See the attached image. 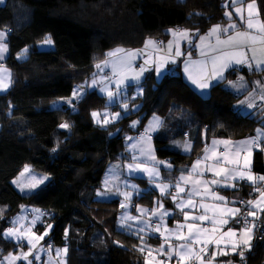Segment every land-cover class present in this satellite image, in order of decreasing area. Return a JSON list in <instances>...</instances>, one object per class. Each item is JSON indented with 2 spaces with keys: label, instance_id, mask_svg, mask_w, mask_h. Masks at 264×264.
<instances>
[{
  "label": "trees",
  "instance_id": "16d2710c",
  "mask_svg": "<svg viewBox=\"0 0 264 264\" xmlns=\"http://www.w3.org/2000/svg\"><path fill=\"white\" fill-rule=\"evenodd\" d=\"M223 2L4 0L0 4V29L11 30L6 37L8 56L0 64L12 79L9 90L0 95V260L17 250L3 237L4 228L20 206L28 205L47 214L45 222L53 227L44 243L67 247L66 264H143L140 239L117 229L119 201L96 199L105 168L122 159L131 121L142 125L152 115L161 118V129L153 137L156 157L175 169L188 166L199 154L201 135L205 140L241 139L253 135L257 122L236 114L239 97L224 89L223 82L213 85L210 98L202 101L178 74L157 81L145 76L139 83L142 94L134 101L137 110L123 112L106 127L93 123L90 115L104 108V98L95 90H87L75 103V111L50 104L69 98L74 86L88 79L96 63L114 48L138 49L151 38L165 41L168 29H189L199 36L223 23ZM255 2L264 18V0ZM46 33L54 41L52 49L37 50ZM25 48L26 57L17 60ZM234 75L228 71L225 79ZM64 122L70 128L58 127ZM185 134L194 135L187 155L176 143ZM26 165L50 179L34 193L21 195L11 181ZM253 170L264 175L260 154L254 156ZM244 260L264 264V236Z\"/></svg>",
  "mask_w": 264,
  "mask_h": 264
},
{
  "label": "snow or ice",
  "instance_id": "6c2138e0",
  "mask_svg": "<svg viewBox=\"0 0 264 264\" xmlns=\"http://www.w3.org/2000/svg\"><path fill=\"white\" fill-rule=\"evenodd\" d=\"M232 12L235 13L242 24L245 25L247 31H238L237 25L232 21V13L225 11V17H228L229 23L227 26L214 25L206 36L200 37V42L196 43L198 50H201V55H204V50L217 53L210 58L211 71L208 70L207 63L205 61H196L190 64L185 63L184 72L188 81L194 85L195 90H198L197 94L202 101H206L210 98V94L206 91L210 88V81L215 79H223V72L231 64H245L251 69L252 64L255 63L256 69L264 71V22L260 21L258 12L255 7V0H251L247 4V19L245 20L242 0H240V6H237L238 0H231ZM0 3H4V0H0ZM11 30H0V60L5 59V53L8 51V44L6 37ZM175 39L168 41V54L148 56L144 60V64L147 65L150 62H155V71L159 75L166 63H176L175 57L182 55L181 46L179 41L186 40L189 44L195 43L191 39L189 31L168 29ZM231 33V34H230ZM256 33V34H253ZM223 36V38H222ZM215 39V44L211 43V39ZM208 41V43H205ZM50 34H45L40 41V46L52 45ZM175 48L173 49V44ZM152 48L155 52H163L164 49L160 46V42L146 39L144 42V49L127 50L122 48H116L106 53V59L102 63L107 66L111 64L113 69V77L115 81L116 91L103 84V80L109 79L108 77L101 78L98 82L95 74L92 82L88 87H100V92L107 97V102L104 105L103 113L93 110L90 115L93 123L106 127L108 124L117 121L121 117L119 112H110L108 109L111 105L119 103L120 107L127 113L129 108V102L127 97L123 100L120 99L121 87L124 85L125 79L131 76V79L139 82L141 75L146 70L144 65H141L139 71L133 69V62L142 53H146L149 48ZM173 50L175 56H172ZM28 49H22L21 53H27ZM251 52L252 56L249 59L247 53ZM21 53L17 54V59L21 58ZM114 58V59H108ZM193 65L195 70H193ZM97 69H101V64H96ZM242 77H238L237 82L229 81V85L232 88L240 89L245 85L242 83ZM260 85V82H254ZM12 84L11 73L5 68L3 64H0V92L6 91ZM262 91L257 95L255 91L250 92L245 100L240 101L241 104H247L249 109L255 106L256 100L264 102V85H260ZM85 85H78L73 88L71 98H67L66 102L71 107L74 100H79L83 96V89ZM142 89L138 88V93L142 94ZM136 96L132 97L134 101ZM11 107V105H10ZM73 111L75 108L73 107ZM137 121L132 122L134 127ZM161 121L159 117L153 116L149 126L145 128L144 133L141 134L139 139L131 147L136 148L139 145V151L141 155L148 157V159L155 161V155L151 151L150 140L148 136L150 131H153L156 127H159ZM58 127L63 129L70 128L67 122L61 123ZM257 134L254 137L247 138L245 140L232 142L229 140H213L211 147L205 146L204 155L202 158H198L192 165L191 170L181 172V175L176 178V182L173 185L170 181L165 182L160 175V171L156 166L149 165L145 162H137V157L133 155L132 162L124 165L129 175L139 171L144 173L149 180L150 184H155L156 190L159 191L161 198L171 196L175 208L183 215V222L176 221V226L173 229H169L165 224V217L169 216L168 210L164 209L162 199L160 201H154L152 209H142L137 205V212L140 216H131L126 211L123 216L118 217V226L122 230H129L130 234L138 236L141 241V247L138 251L144 253L145 264H169L170 261L175 259V264H213V260L218 254L227 255L228 252L237 253L240 259H245V251L250 250L252 247L251 241L253 239V231L255 228L254 221L258 218V213H264V175L256 176L251 170V157L253 149H264V131L257 129ZM111 135V133H110ZM126 140H132L131 137H126ZM148 141V148L145 149L144 142ZM179 144V142H176ZM224 145L222 152L217 151L218 145ZM185 150H189L191 145L185 142L183 145ZM55 151V148L53 149ZM241 157L243 163H241ZM165 163V162H160ZM203 163L204 167L201 168ZM165 167H170L165 163ZM24 172H28L27 166H25ZM210 172L212 178L205 179L204 174ZM24 173H21L23 176ZM47 177H35L31 176L26 181L13 180L21 193H24L27 189L31 192L37 189L40 184L44 182ZM246 180L252 185L253 191L258 195L255 199H249L247 201L246 217H252L253 222L249 223L245 219L244 226L238 230L228 228L227 231H222L224 225L229 222V218H237L241 213V208L230 207L227 199L220 195L214 188V186L234 187L235 181ZM119 182L120 177L115 173L110 174V178L104 182V192H97V196H104L107 193L115 191V194L121 196L123 199L120 202L121 209H127L129 202L134 194L140 195L139 189L136 185L131 184L128 180L123 181V190L121 189ZM174 187L175 191L171 189ZM179 197V199H178ZM199 197V209L203 212L198 215L190 214L187 209L191 208L194 211L197 209V200ZM211 199L212 203L205 202L207 199ZM243 203V202H242ZM22 210L24 206H21ZM211 213V215H209ZM46 213L39 208L32 209V217L30 220L24 215H19L11 221V227L4 228L3 237L6 240L15 241L19 247V251L8 252L4 256L3 260H0V264H17L18 261H24L25 264H36L41 260L40 252L44 251L43 247L38 245L44 236H47L53 225L46 224L43 234H37L33 231V228L38 221H41V217ZM148 216V219L144 220L141 217ZM134 222V223H129ZM205 222H210L211 227L202 226ZM135 229L132 231V229ZM159 233L160 245L158 248L153 249L151 246H144V235L147 232ZM65 235H67V229H65ZM27 242V250H23L22 242ZM176 241V243H173ZM114 243H118L115 242ZM214 245L215 250L210 253L209 258V246ZM224 245V247H221ZM67 247L56 249L55 256L59 259V264H63L62 254H66ZM155 253V255H154ZM47 254L49 261L45 264H53L51 245H49ZM158 257H166L167 259H159ZM231 264V262H229Z\"/></svg>",
  "mask_w": 264,
  "mask_h": 264
},
{
  "label": "crops",
  "instance_id": "0c3cea01",
  "mask_svg": "<svg viewBox=\"0 0 264 264\" xmlns=\"http://www.w3.org/2000/svg\"><path fill=\"white\" fill-rule=\"evenodd\" d=\"M249 2H251V1L242 0L243 6L245 8V12H244L245 20L247 19V4ZM237 6H240V0H238ZM255 7H256V11L259 14V9H258V6H257L256 2H255ZM223 8H224L223 15H224L225 11H229L230 13H232V21L236 23L238 31H247L245 25L240 22L239 17H237L235 15V13L232 12V2H231V0H224ZM257 18L260 21L264 22V18L260 17V14L258 15ZM224 19H225V21L223 23L217 24V25H221L222 27L227 26L228 23H229V19H228V17H225V15H224ZM213 26H211L210 29ZM210 29H208L207 32H209ZM253 34H256V33H253ZM206 35H207V33H206ZM222 38H223V36H222ZM210 39H211V43L215 44V39L214 38H210ZM151 40H155V39L151 38ZM169 40L170 39H167L165 41L156 40L157 42H160V46L164 49L163 52H159V53L157 52L156 55L159 54V55L166 56L168 54L167 48H168V41ZM199 42H200V39H199V41L197 43H199ZM205 43H208V41H205ZM174 48H175V43L173 44V49ZM138 49H144V43ZM149 49H152V48L150 47ZM149 49L147 51H149ZM132 50H136V49H132ZM152 52H154V50L151 51L150 53H152ZM204 52H205V54L201 55V50L197 49L195 43L191 44V47H188V50L185 49L184 45H182L181 46L182 55L179 56V57H175L176 63H174V64L170 63V62L166 63L164 65V67L162 68V70H161V74H159V75L156 73L155 65L153 64V67L151 68V71L148 72L147 75H152L154 77V79L157 81V80H160L162 77H164L166 75H177L178 74L197 93L198 90H195L194 85H192L188 81L187 76L185 75L184 66H185L186 62H189L190 64H192V62H196V61H205L207 63L208 70L211 71V67L212 66H211V63H210V58L213 55L217 54V53H213V52L207 51L206 49L204 50ZM4 55H5V59H6V57L8 56V51ZM247 55H248L249 59H251L252 53L248 52ZM172 56H175V51L174 50L172 52ZM5 59L0 60V62L4 61ZM112 59H114V58H112ZM262 67H264V66H262ZM110 68L112 70V66L111 65H110ZM193 70H195V66L194 65H193ZM231 70L235 71L234 78L225 79L226 73L228 71H231ZM112 77L113 76H111V78ZM223 77L224 78L222 80L221 79L211 80L209 82L210 83V88L213 85H215V84L223 82L224 89L228 90L232 94H234L237 97H239V99L235 103V112H236V114L239 113L240 116H242V117L247 116L249 118L254 119L257 122V125L255 127L253 135L249 136V137H244V138H241V139H236V140L235 139L232 140V139L216 138V137H212V138H210L208 140H205L204 139V135H201V143H202V145L200 147L201 150H200L199 154L195 157V159L188 166H182V167H179V168L175 169L168 161L160 160V159H158L156 157L155 147H154V143H153V137L155 135H157L158 132L161 129V125H162L161 118L159 117V119L161 121L160 126L156 127L153 131H150L148 133V136L151 137L150 147H151V151L155 155V161H152V160L148 159V157L141 155V153L139 151V145H137L136 148L131 147V145L136 143V141L139 139L141 134L144 133L145 128L147 126H149V123L153 119L154 115L150 116L147 119V121L145 123H143L142 125H140L138 120H135V121H137V124L134 127L132 126V123H130L129 124V128L132 130V132L127 134L126 137H131L132 140H126V137H125L126 149H125V151L123 152V154L121 156L122 159L118 160V161H116V162H114L112 164H109L105 168L103 176H102V179H101V186L98 189V191H100L102 193L104 192V182H105V180L110 178V174L111 173H115L116 175H118L120 177V181L119 182L114 181L113 183H120L121 189L123 190V181L124 180H128L131 184H134V185L137 186V188L139 189L140 195L134 194L132 199H131V201L129 202V207L127 209H121L120 202H121V200L123 198L121 196L115 194L114 189H113V191L107 193L104 196H97V192L98 191L96 192V199L98 201L105 202V201H110V200H114V199L119 201V213L117 215V220H116L117 229L118 230H120V231H122V232H124V233H126L128 235H132V234H130L129 230H126V229L122 230V229L119 228V226H118V217L123 216L125 211L131 216H140V213L137 212V207H136L137 205H139L140 208H142V209H148L149 213H150V210L152 209L153 206H157L158 207V204H154V201H160L161 199H162V202L164 204V209L168 210L169 213H170L169 216L165 217V224L167 225V227L169 229H173L176 226V221L183 222V215L180 213V211L178 209L175 208V204L173 203V201L171 199V196H168L166 198H161L159 191L156 190V188H155V184H150L149 180H148V177L144 173H141V172L137 171V172L129 175V173H128L127 169H125L124 165L127 164V163H131L132 162L133 155H135L137 157V162H145V163H147L149 165H153L154 164L156 166V168L160 171L161 178L165 182H169L170 181L174 185L175 182H176V178H178L181 175L182 171L187 173V171L191 170L193 163L198 158H202L203 157L205 146L207 145V146L211 147L212 141L214 139L215 140H229V141H232V142H236V141H241V140H245L247 138L256 136V134H257L256 130L257 129H261L262 131H264V108H262L260 110H255L254 107L249 109L247 107L246 103L245 104H241L240 103V101L245 100V97L248 96V94L250 92L255 91L257 95L261 94L262 89H261L260 85H264V71L257 70L255 63L252 64L251 69H249V67L247 65H245V64H240V65L231 64L228 68H226L224 70ZM238 77H242L243 78L242 79V83L245 85L244 88L236 89V88H232L229 85V81L237 82L238 81ZM112 80H114V79H112ZM257 81L260 82V85H257L256 83H254V82H257ZM210 88L208 90H206L208 93H209ZM64 102H66V101H64ZM156 117H158V116H156ZM193 137H194V135H190V134L189 135L185 134L183 136V140L181 142H179V144H178L180 153H182L184 155H187V154L191 153V151L193 149V147H192L193 146V142H192L193 141L192 140ZM185 142H187L188 144L191 145L190 149L187 150V151L183 147ZM148 143H149L148 141L144 142L145 149L148 148ZM223 150H224V145L221 144V145L217 146V151L218 152H222ZM256 153L260 154L262 165L264 166L263 149H260V148L253 149V153H252V157H251V170H252V173L254 175H256V176H259V175H263V174L255 173L254 170H253L254 156L256 155ZM160 162H165L168 165H170V167H165V163H160ZM241 163H243V158L242 157H241ZM203 167H204V165L202 163L201 164V168H203ZM204 178L210 180L212 178V174L210 172H206L204 174ZM240 184H242L244 186H250L251 185L246 180H244V181L238 180V181L234 182V185H235L234 187L225 188L223 186H214V188L220 195L224 196L227 199V201L229 202L228 206H230V207H238L237 202L239 201V199L241 197H243L242 195H243V192L245 191L244 187H241V189H239V190L235 189V187L240 185ZM171 191L172 192L175 191L174 187L171 189ZM257 195L258 194L256 193L254 196L248 198V200L249 199H255L257 197ZM141 196L145 197L144 201H142V202L141 201L140 202H136V201L133 202L134 199L137 200ZM178 199H179V197H178ZM196 200H197V209H199V200H200V198L196 197ZM205 202L212 203L213 201H211V199L209 198V199L205 200ZM187 211H189L190 214H192V215H198V214H201L203 212L202 209H199V211H194L191 208L187 209ZM260 214L261 213H258V217L260 216ZM209 215H211V213H209ZM141 219L146 220V219H148V216L141 217ZM233 219L234 218H231V217L229 218V222L226 225L223 226L222 231H227L228 228H232V229H235V230L239 229V228L235 227L232 224ZM249 220L252 221L253 218L249 217ZM129 223H134V222H129ZM202 226L210 228L211 227V223L210 222H205ZM134 230L135 229L133 228L132 231H134ZM143 235H144V240H146V239L148 240L150 238L153 239V243L144 244L146 249H147V246H151L153 249L159 247L160 242H161L160 241V237H159V233L149 231V232H147L146 234H143ZM132 236L138 237L136 235H132ZM10 241H12V240H10ZM173 243H176V241H173ZM251 243H252V241H251ZM44 245H45V243H44ZM46 247L48 248L49 246L47 245ZM221 247H224V245H221ZM61 248H64V247H61ZM56 249L57 248H52L51 249L53 264H59V261H58V263H56V258H57L55 256ZM44 250H45V248H44ZM212 250H215V246L214 245H210L209 246V258H211L210 253H211ZM43 252L44 251H41L40 254H42ZM249 252H250V250H246L245 251V258L249 254ZM146 255H147V251H145L144 254H143V264H145V256ZM154 255H155V253H154ZM44 257H45V254L42 257L43 263H44V260H47ZM158 258L159 259H167L166 257H158ZM62 259H63V264H66V254H62ZM48 261H49V256H48ZM241 261L242 260L240 259V256L237 253L228 252L227 255L218 254L215 257V259L213 260V264H229V262H231V264H241ZM19 263H22V262H19ZM169 264H175V259L173 258V260L170 261Z\"/></svg>",
  "mask_w": 264,
  "mask_h": 264
},
{
  "label": "rangeland",
  "instance_id": "374dc122",
  "mask_svg": "<svg viewBox=\"0 0 264 264\" xmlns=\"http://www.w3.org/2000/svg\"><path fill=\"white\" fill-rule=\"evenodd\" d=\"M108 0H106V2H107ZM0 4H3V3H0ZM109 6H107V8H108ZM114 7V6H113ZM81 9H82V7H81ZM94 9V8H93ZM83 10V9H82ZM95 10V9H94ZM210 29V28H209ZM1 30V29H0ZM183 30V29H182ZM188 31H189V34H190V37H191V39L192 40H194L195 41V44L199 41V39H200V37L201 36H205L206 35V33H208L207 31L204 33V34H201V35H199V36H197V33L195 32V31H191V30H189V29H187ZM153 39H155V38H153ZM168 39H170V40H174L175 38L171 35V34H169V37H168ZM157 39H155L154 41H156ZM167 40V39H166ZM41 41V40H40ZM40 41L36 44V48H37V50H40V51H43V50H50V49H52V47H53V45H45V46H40ZM179 43H180V46H182V45H184L185 46V49H187L188 50V47H191V44H189L188 43V41H186V40H181V41H179ZM192 44H194V43H192ZM114 49H116V48H114ZM114 49H112V50H114ZM112 50H110V51H112ZM110 51H108V52H110ZM125 51H127V50H125ZM151 51H153V49H149V51H147L146 53H142L140 56H138L137 57V59L133 62V69L134 70H136V71H139V69H140V67H141V65H144V67H145V71L143 72V74L141 75V77H140V80H139V82H137V81H134V80H132L131 79V76L129 75V77L127 78V79H125V82H124V85H122V87H121V92H120V99L121 100H123L125 97H127V99H128V102H129V108H128V111H127V113H132V112H135L136 110H137V108H138V106L135 104V100L133 101L132 100V97L133 96H136V98L137 97H139V96H141V94H139L138 93V88H140L139 87V83L143 80V78H144V76H146L147 74H148V72H150L151 71V68L153 67V64L155 65V62H154V59H153V61L152 62H150L149 64H147V65H145L144 64V60L148 57V56H155L156 55V53L157 52H152V53H150ZM107 52V53H108ZM149 53V54H148ZM26 57V53H21V58L20 59H17V60H23L24 58ZM105 59H106V53L104 54V57L98 62V63H96V64H101V69H97L96 67L94 68V71H93V73H92V75L88 78V79H86V80H83V81H81L79 84H77V85H75L74 86V88L76 87V86H78V85H85V88L83 89V96H82V98L84 97V95L86 94V92H87V90H89V91H96L100 96H102L103 98H104V105H105V103L107 102V97L103 94V93H101L100 92V87H99V83H98V86H95V87H88L87 85H90L91 84V82H92V79H93V76H94V74H95V76H96V78H97V80H98V82H100L101 81V78H104V77H108L109 79H106V80H103V84L104 85H106L107 87H109L110 89H112L113 90V92H115L116 91V86H115V81L114 80H112V78H111V76H113V69L111 70V68H110V65L111 64H109V65H107V66H105L102 62L103 61H105ZM108 59H112V58H108ZM10 88V87H9ZM9 88L6 90V91H4V92H0V95H3V94H5L8 90H9ZM73 91V90H72ZM71 96H72V94H71ZM71 96L69 97V98H71ZM81 98V99H82ZM67 99H65V100H63V99H60V100H57V101H55V102H52L51 104H50V107L51 108H57V109H60V108H62L63 106H65V108H69V109H71V110H73V107L75 108V103L76 102H78L77 100H74L73 101V106H69L68 105V103L67 102H64V101H66ZM65 103H63V102ZM64 104V105H63ZM263 108H264V106H263ZM110 112H119V113H121V116L123 115L122 113L124 112V114H126L125 113V111H124V109H122L121 107H120V105H119V103H116V104H114V105H111L110 107H109V109H108ZM103 111H104V108L101 110V111H99V112H101V113H103ZM237 115L238 116H240V114L239 113H237ZM133 121H135V120H133ZM133 121H131V123L133 122ZM115 122V121H114ZM263 154H264V149H263ZM27 166V168H28V172H24V169H25V167L20 171V173L13 179V180H17V181H26L29 177H31V176H35V177H38V178H41V177H47V179H45L44 180V182L42 183V184H40L39 186H38V188L37 189H34V190H32L31 192H28V190L26 189L25 190V192L24 193H21L20 192V190H19V188L15 185V184H13L12 183V181H11V185L13 186V188L19 193V194H21V195H28V194H32V193H34L35 191H37L38 189H40L41 187H43V186H45L48 182H49V176H47L46 174H44V173H40V172H36V171H33L32 169H31V167L29 166V165H26ZM21 173H24V175L23 176H21ZM239 186V189H241V187H244L245 188V191L243 192V197H246L247 195H248V189H249V186L247 187V186H244V185H242V184H240V185H238ZM238 189V190H239ZM242 198V197H241ZM240 198V199H241ZM22 206H24V208H23V210H22V208H21V206L19 207V209H18V211L11 217V219H10V226L9 227H11L12 225H11V221L14 219V218H16L17 216H19V215H24V216H26L27 217V219L28 220H30L31 219V217H32V209H34V208H38V207H35V206H28V205H22ZM42 211V210H41ZM44 212V211H43ZM45 213V212H44ZM47 217V214H45L44 216H42L41 217V221H38L37 222V224L35 225V227L33 228V231L34 232H36L37 234H43V232H44V228H45V225L46 224H48V223H46L45 222V218ZM41 227L40 228V230H38L37 231V228L38 227ZM51 231H52V229L49 231V233H48V235L47 236H44L43 237V239L40 241V243H39V245H38V248L39 247H43V249L45 248V250H44V252L42 253V254H40V256H41V260L39 261V262H36V264H45V262H47L48 261V254H47V251H48V248L44 245V241L47 239V238H49V235H50V233H51ZM14 242V244L16 245V243H15V241H13ZM22 246H23V250H27V242L26 241H24V242H22ZM16 247H17V250L16 251H19V247L16 245ZM51 249H52V247H51ZM57 249H59V248H57ZM11 252V251H10ZM8 253H6L4 256H6ZM44 254H45V259H47V260H44V263H43V261H42V257L44 256ZM47 254V255H46ZM4 256L1 258V260H3V258H4ZM58 261H59V259L58 258H56V263H58ZM243 261H245V260H243ZM19 262H22V263H24L25 264V262L24 261H18L17 263H19ZM242 262V261H241Z\"/></svg>",
  "mask_w": 264,
  "mask_h": 264
},
{
  "label": "built area",
  "instance_id": "2783aa9c",
  "mask_svg": "<svg viewBox=\"0 0 264 264\" xmlns=\"http://www.w3.org/2000/svg\"><path fill=\"white\" fill-rule=\"evenodd\" d=\"M263 106H264V102H262V101L257 99L256 102H255L254 109L255 110H260V109L263 108ZM235 189L238 190L239 186H236ZM255 194H256V192L253 191L252 185H250L249 189H248V195L246 197H242L237 202L238 208H241V213L239 214V216L237 218L233 219L232 224L235 227H237V228L243 227L245 219H247L249 221V223L253 222V220L252 221L249 220V217H246V212H247V201H248V198L254 196ZM254 223H255V228H254V231H253V240H252V243H251L252 247L250 249L249 254L251 253V251L253 250L255 245L257 243H259L261 241V239L263 238V236H264V213H261L260 216L254 221ZM241 264H246V260L242 261Z\"/></svg>",
  "mask_w": 264,
  "mask_h": 264
}]
</instances>
